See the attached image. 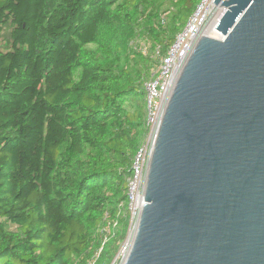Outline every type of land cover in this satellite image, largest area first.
I'll return each mask as SVG.
<instances>
[{"label": "trees", "instance_id": "trees-1", "mask_svg": "<svg viewBox=\"0 0 264 264\" xmlns=\"http://www.w3.org/2000/svg\"><path fill=\"white\" fill-rule=\"evenodd\" d=\"M199 2L0 0V264L113 263L145 84Z\"/></svg>", "mask_w": 264, "mask_h": 264}, {"label": "water", "instance_id": "water-1", "mask_svg": "<svg viewBox=\"0 0 264 264\" xmlns=\"http://www.w3.org/2000/svg\"><path fill=\"white\" fill-rule=\"evenodd\" d=\"M215 3L221 37L177 78L120 264H264V0Z\"/></svg>", "mask_w": 264, "mask_h": 264}, {"label": "built area", "instance_id": "built-area-1", "mask_svg": "<svg viewBox=\"0 0 264 264\" xmlns=\"http://www.w3.org/2000/svg\"><path fill=\"white\" fill-rule=\"evenodd\" d=\"M225 10L226 8L223 5H217L215 0H200L186 26L176 36L168 52L161 56L152 77L145 84L147 107L145 126L147 131L142 145L133 158L131 175L127 183L128 232L124 241L125 246L121 251L122 257L120 259V254H118L114 264L119 259L120 264L126 258L137 231L141 207L145 202L141 200V196L145 195L146 191L150 158L165 108L177 78L202 34L210 36L208 33L214 32L217 37H221L216 25L224 15ZM211 27L214 28L211 29ZM123 206H125L124 203L119 205V211H122ZM117 225L118 219H115L113 225L106 227L103 246L115 235L114 230Z\"/></svg>", "mask_w": 264, "mask_h": 264}, {"label": "rangeland", "instance_id": "rangeland-1", "mask_svg": "<svg viewBox=\"0 0 264 264\" xmlns=\"http://www.w3.org/2000/svg\"><path fill=\"white\" fill-rule=\"evenodd\" d=\"M167 14H168V12L166 13V15H167ZM208 34H210V36H212V37H217L216 33H214V32H211V33H208ZM144 51H145V50H144ZM124 241H125V240H124ZM124 241L120 244L119 250H118V252H117V254H116V256H117L118 254H120V259H121V257H122V256H121V251H122L123 247L125 246ZM120 259L117 261L116 264H119Z\"/></svg>", "mask_w": 264, "mask_h": 264}, {"label": "bare ground", "instance_id": "bare-ground-1", "mask_svg": "<svg viewBox=\"0 0 264 264\" xmlns=\"http://www.w3.org/2000/svg\"><path fill=\"white\" fill-rule=\"evenodd\" d=\"M214 27H211V29H213Z\"/></svg>", "mask_w": 264, "mask_h": 264}]
</instances>
